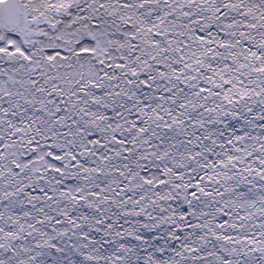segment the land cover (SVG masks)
I'll return each instance as SVG.
<instances>
[{
    "label": "snow or ice",
    "instance_id": "6c2138e0",
    "mask_svg": "<svg viewBox=\"0 0 264 264\" xmlns=\"http://www.w3.org/2000/svg\"><path fill=\"white\" fill-rule=\"evenodd\" d=\"M0 264H264V0H0Z\"/></svg>",
    "mask_w": 264,
    "mask_h": 264
}]
</instances>
